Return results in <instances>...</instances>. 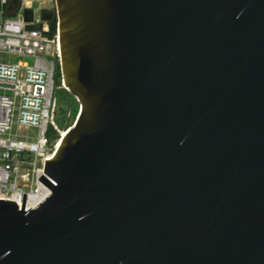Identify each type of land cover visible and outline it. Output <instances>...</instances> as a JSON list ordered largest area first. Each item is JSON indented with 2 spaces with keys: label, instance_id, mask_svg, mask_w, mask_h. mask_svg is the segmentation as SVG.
<instances>
[{
  "label": "water",
  "instance_id": "obj_1",
  "mask_svg": "<svg viewBox=\"0 0 264 264\" xmlns=\"http://www.w3.org/2000/svg\"><path fill=\"white\" fill-rule=\"evenodd\" d=\"M55 10L79 112L51 193L0 199V264H264V0Z\"/></svg>",
  "mask_w": 264,
  "mask_h": 264
},
{
  "label": "built area",
  "instance_id": "obj_2",
  "mask_svg": "<svg viewBox=\"0 0 264 264\" xmlns=\"http://www.w3.org/2000/svg\"><path fill=\"white\" fill-rule=\"evenodd\" d=\"M0 0V199L24 210L35 208L51 190L38 178L63 136L59 126L55 61L58 30L35 14L33 4L45 0ZM65 89V88H64ZM20 128L34 130L28 137ZM67 129V128H66ZM55 184V183H54Z\"/></svg>",
  "mask_w": 264,
  "mask_h": 264
},
{
  "label": "rangeland",
  "instance_id": "obj_3",
  "mask_svg": "<svg viewBox=\"0 0 264 264\" xmlns=\"http://www.w3.org/2000/svg\"><path fill=\"white\" fill-rule=\"evenodd\" d=\"M33 7L35 8V14L37 16H40V15L41 16L42 15L47 16L49 14V11L55 8V0H45L44 3L35 2L33 4ZM57 66H59V62L56 60L55 61V69H57ZM61 89H64V88L60 87L56 91V96L61 98L59 100V102L57 103L58 118H61L63 120L62 128H64V130H66V128L71 126L74 123V121L76 120V117H77L78 112H79V105L77 106L76 111H74V105H75L74 103L75 102L71 98H69L67 100L62 98L65 95V92ZM18 133L21 135H24V136L27 135L28 137H31L34 135V130L20 128L18 130Z\"/></svg>",
  "mask_w": 264,
  "mask_h": 264
},
{
  "label": "trees",
  "instance_id": "obj_4",
  "mask_svg": "<svg viewBox=\"0 0 264 264\" xmlns=\"http://www.w3.org/2000/svg\"><path fill=\"white\" fill-rule=\"evenodd\" d=\"M18 2L15 4L14 9H16L18 7ZM42 18L45 19L48 23H49V27H50V31L49 34L53 35L56 31L57 28V18H56V10L55 8L49 11V14L46 15H42ZM55 81L56 83L59 85L60 84V72H59V66H57L56 72H55ZM65 92V95L62 97L64 99H69L71 98L75 103L74 105V111H76L77 106L79 105L78 102L75 100V98L66 90V89H61ZM61 98H59L57 96V102H59ZM57 122L59 124L60 127H62V122L63 120L61 118L57 119ZM64 129V128H63Z\"/></svg>",
  "mask_w": 264,
  "mask_h": 264
},
{
  "label": "bare ground",
  "instance_id": "obj_5",
  "mask_svg": "<svg viewBox=\"0 0 264 264\" xmlns=\"http://www.w3.org/2000/svg\"><path fill=\"white\" fill-rule=\"evenodd\" d=\"M59 48H60V45H59ZM63 84V87L65 88V89H68V87H67V85L65 84V83H62ZM67 132H66V130H63V133H62V135H65ZM60 143V142H59ZM59 143H58V145H59ZM51 159V158H50Z\"/></svg>",
  "mask_w": 264,
  "mask_h": 264
}]
</instances>
